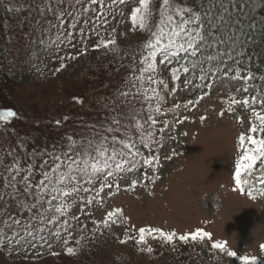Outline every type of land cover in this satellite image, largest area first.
Masks as SVG:
<instances>
[{"label": "rangeland", "instance_id": "obj_1", "mask_svg": "<svg viewBox=\"0 0 264 264\" xmlns=\"http://www.w3.org/2000/svg\"><path fill=\"white\" fill-rule=\"evenodd\" d=\"M84 3L86 6L87 0ZM41 6L47 7L45 0H27L25 10L18 17V61L25 79L23 84L12 88L7 104L1 107L15 111L17 117L9 122L7 133L0 132V151L6 153L14 148L25 164L31 162L29 154L33 151H51L53 145H59L65 133L81 134L84 131L81 125L99 124L109 115L120 114L123 127L132 124V116L141 108L144 111L140 112V118L147 120L148 116V105L142 96L124 98L119 95L122 91H136L130 78L133 68L141 67L142 45L150 35L147 30L130 27L131 10L138 6L137 0H126V4L105 0L103 9L88 13H84L75 0L71 3L63 0L59 5L57 0H51L53 10L43 15ZM58 8L80 12L79 23L76 29H68L74 36L71 42L65 40L59 48L54 43L46 47L50 40L55 41L60 31L55 16ZM101 11L105 15L101 16ZM69 20L66 15V25ZM157 20L158 9L154 6L149 28L154 30ZM113 38L118 52L96 49L99 40ZM41 40L45 44H41ZM61 63L65 67L56 72ZM158 67L160 78L169 83L170 90H176L164 93L163 111L155 116V139L161 141L162 138L163 146L154 143L151 149L138 147L145 156H158L159 164L142 166L141 170L128 174L127 179L119 182V189L106 188L101 193L102 206H81L82 210H75L78 219L74 220L80 225L81 233L96 232L93 241L99 245L89 243L97 249L94 255L85 263L64 258L55 240L47 246L6 244L0 249V264H241L239 256L244 255L264 260V251H261L264 196L258 192L264 189V182L260 177L249 175L247 178L248 174L242 173L241 179L248 183L241 192L233 179L235 163L242 155L238 137L251 134L249 127L259 124L251 112L264 113L259 102L262 94L254 86V80L249 81L253 87L244 92L242 87H237L242 82L227 77L212 89H197L191 85L184 88L180 81L170 80V67L168 75H164V66ZM160 90L163 91L162 86ZM231 95L249 99L250 103L247 107L233 105L229 112L223 101ZM252 96L259 97L255 104L251 103ZM77 98L84 103L77 104ZM152 103L154 105L155 101ZM65 115L70 119L57 127L54 121L62 120ZM255 136L261 138L259 133ZM10 160L11 157H5L6 162ZM40 162L37 159L36 163ZM133 180L137 185L128 190ZM249 188L253 189L255 199L249 196ZM206 192L221 193L223 203L219 212L214 211L211 202L207 207L201 203ZM115 208L123 211V220L109 226L115 238H110L107 232L101 234L102 230L94 231L93 221L102 222L107 212ZM141 227L175 232L177 236L201 230L210 234L211 239L199 240L197 245H184L178 240L169 244L148 237L145 245H137L135 239ZM125 237H129L128 242L120 243ZM214 243H223L224 251L214 250ZM148 247L153 249L151 253L146 251ZM230 251L237 256L229 257Z\"/></svg>", "mask_w": 264, "mask_h": 264}, {"label": "snow or ice", "instance_id": "obj_2", "mask_svg": "<svg viewBox=\"0 0 264 264\" xmlns=\"http://www.w3.org/2000/svg\"><path fill=\"white\" fill-rule=\"evenodd\" d=\"M63 0H57L62 4ZM71 3V0H69ZM81 6L84 13L100 11L105 7V0H75ZM112 3L126 4V0H112ZM252 0H137V5L131 10L130 20L133 29L149 31L147 41L142 45L137 70L133 68L131 82L136 89L135 92L122 91L120 96L133 98L142 96L147 103V120L140 118L143 108L132 116V124L121 127L120 114L109 115L99 124L90 123L81 125L84 131L74 136L65 133L61 138L62 143L53 145L51 151H33L30 155L31 162L25 164L16 155L14 148L6 153L0 151V249L6 244L28 245L50 244L53 240L62 241L66 246L68 256L76 255L78 248L68 246L71 239V221L78 219L75 210H82L89 205L96 206L103 203L101 193L106 188L119 189L120 181L127 179L128 174L141 170L142 166L159 164L158 156H145L138 145L145 149H151L153 144L162 145L156 137V115L163 111L166 96L164 93L170 90L169 83L160 78V66H164V75H168L170 67V80L180 81L184 88L191 85L194 88L212 89L223 83V78L232 81H240L244 92H248L249 81L257 77L251 70L245 71L240 67L242 61L237 57L245 53L237 52L239 45L247 44V33L242 19L247 18V9ZM5 0H0V6H4ZM44 6L40 7L41 15L45 11L51 12V0H45ZM264 7V0H260ZM98 6V7H97ZM158 9V20L155 28H149V21L153 16V7ZM21 9L8 7V12H19ZM70 17L65 24V16ZM105 15L101 11V16ZM60 31L57 32L55 41L41 44L50 47L53 43L59 48L60 43L65 40L71 42L74 39L72 31L79 23L80 12H65L58 8L55 12ZM99 19V18H98ZM255 25H248L251 28ZM47 31V30H46ZM61 32L64 34L61 35ZM96 49H105L118 52L116 39L99 40ZM84 54V53H81ZM107 54V52H106ZM35 55V53L33 54ZM75 58L69 57L68 59ZM229 61L231 63H229ZM65 67L61 63L55 69L59 72ZM264 80V76L260 77ZM194 81H198L194 83ZM162 86L163 91L160 90ZM203 97H201L202 99ZM258 96L251 97V103L255 104ZM153 101L155 104L153 105ZM193 101H189L192 103ZM198 103V101H196ZM264 107V99L259 100ZM76 103L82 105L83 100L76 99ZM228 111L233 110V105L247 107L249 99L237 98L231 95L228 100L223 101ZM180 105L177 104L176 108ZM187 107V105H185ZM174 111V109H170ZM224 115L223 112L220 113ZM251 115L259 121L258 125H251V134H241L238 137L239 148L242 155L235 163V175L233 177L236 189L243 192L247 180L241 179V174H252L257 160L264 162V114L253 110ZM17 117L12 110L0 111V132L7 133L9 122ZM70 119L65 115L63 119L54 121L59 127L63 122ZM204 117H201L203 121ZM168 122L165 121V124ZM161 133L164 131L160 129ZM259 133V139L255 134ZM15 135V132H13ZM23 148L24 145L20 144ZM11 157L9 162L5 157ZM40 159L39 164L36 163ZM264 171V169H262ZM264 182V178L262 181ZM137 181L131 182L132 190ZM234 189V190H236ZM260 196H264V189L258 190ZM248 194L255 199L253 189H248ZM123 220V211L115 208L108 211L102 222L93 221L95 230L108 229ZM127 221L125 220L124 223ZM103 234V233H101ZM148 237L173 244L176 240L182 243L211 239L210 234L205 231L196 230L194 233L177 236L175 232H165L161 229L141 227L138 237L135 239L137 245H145ZM83 236L76 239V245H80ZM129 237L120 240L127 243ZM214 250L224 251L223 243L212 244ZM151 253L153 249H146ZM264 251V245H261ZM55 254V253H54ZM229 257H236L234 251L228 252ZM241 264H264V260L247 255L239 256Z\"/></svg>", "mask_w": 264, "mask_h": 264}, {"label": "trees", "instance_id": "obj_3", "mask_svg": "<svg viewBox=\"0 0 264 264\" xmlns=\"http://www.w3.org/2000/svg\"><path fill=\"white\" fill-rule=\"evenodd\" d=\"M13 6L21 10L19 12H8L7 8ZM26 6L27 0H5L4 6H0V111L10 110L1 107L7 104L12 88L16 85L23 84L25 79L22 65L18 61V17L22 15ZM245 11L247 18L242 19V23L245 25L244 31L247 33V44L237 46V52L242 49L245 53L244 56L237 58L242 61L240 67L244 68L245 71L251 70L255 73L257 78L254 80V86L262 94L264 99V80L260 79L261 76H264V7H261L260 0H252V3ZM250 24L255 26L251 28L247 27ZM229 63L231 62L229 61ZM25 157L29 158V155L26 154ZM262 169H264V162L259 160L251 176L260 177L261 179L264 178V171ZM71 223L73 227L71 229V239L69 240L68 246L78 248L76 255L68 256L66 254V246L63 242H57L60 244L61 251L63 250L64 258H74V260L76 259L85 263L87 262L86 259L94 255L97 250L95 247L99 245L98 242L95 243L93 241L94 236L97 237L96 232L87 235L83 234L80 232L79 224L75 221H71ZM104 232H107L110 238H115L114 233L109 228L103 229L102 233L104 234ZM81 236H83V239L80 245H76V239ZM90 242H93L95 247H92L91 244L89 245ZM191 242L194 244V241H189V243ZM195 244L197 245V243ZM38 245L47 246L49 244Z\"/></svg>", "mask_w": 264, "mask_h": 264}, {"label": "clouds", "instance_id": "obj_4", "mask_svg": "<svg viewBox=\"0 0 264 264\" xmlns=\"http://www.w3.org/2000/svg\"><path fill=\"white\" fill-rule=\"evenodd\" d=\"M209 202L212 203L213 209L215 212H219L221 207H222V203H223V197L221 195V193L217 192V193H213V194H209V193H204L201 197V203L207 207Z\"/></svg>", "mask_w": 264, "mask_h": 264}]
</instances>
